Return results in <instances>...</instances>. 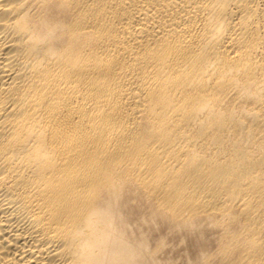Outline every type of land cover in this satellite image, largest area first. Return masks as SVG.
<instances>
[{"label": "bare ground", "instance_id": "6f19581e", "mask_svg": "<svg viewBox=\"0 0 264 264\" xmlns=\"http://www.w3.org/2000/svg\"><path fill=\"white\" fill-rule=\"evenodd\" d=\"M179 262L264 264V0H0V264Z\"/></svg>", "mask_w": 264, "mask_h": 264}, {"label": "rangeland", "instance_id": "374dc122", "mask_svg": "<svg viewBox=\"0 0 264 264\" xmlns=\"http://www.w3.org/2000/svg\"><path fill=\"white\" fill-rule=\"evenodd\" d=\"M170 254H171V257H174V258L176 257V258H175V259H176L175 262H178V261L181 260L180 258H177L178 256H177L176 253H170ZM172 255H173V256H172ZM173 260H174V259H173ZM180 262L182 263V261H180ZM180 262H179V264H181ZM176 264H177V263H176Z\"/></svg>", "mask_w": 264, "mask_h": 264}]
</instances>
